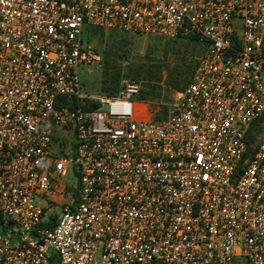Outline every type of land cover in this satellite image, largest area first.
I'll return each mask as SVG.
<instances>
[{"label": "built area", "instance_id": "2783aa9c", "mask_svg": "<svg viewBox=\"0 0 264 264\" xmlns=\"http://www.w3.org/2000/svg\"><path fill=\"white\" fill-rule=\"evenodd\" d=\"M89 28L197 37L164 118ZM263 118L264 0H0V264H264Z\"/></svg>", "mask_w": 264, "mask_h": 264}, {"label": "trees", "instance_id": "16d2710c", "mask_svg": "<svg viewBox=\"0 0 264 264\" xmlns=\"http://www.w3.org/2000/svg\"><path fill=\"white\" fill-rule=\"evenodd\" d=\"M93 29L105 31L98 28ZM181 37L197 43L195 35H181ZM127 42L126 39L120 38L114 41L112 47L104 51L101 88L102 92L106 95L114 96L122 88L121 82L123 76L121 74L120 61L131 58V49ZM168 54V48L162 45L161 42L152 44L147 49L144 62L130 63L126 67L124 75L125 78L141 82L142 88L138 98L150 105L153 116L157 120L166 116L169 108L168 105L171 101L168 97L164 96V89L168 91L184 89L188 85L197 65V60L193 61L181 53L178 54L181 56L180 59H177L173 64H165ZM144 77H146V80H144ZM252 127L256 133L262 131L264 128V118L256 121ZM70 191L74 196L76 188H71ZM55 220L56 216L52 215L41 226L51 228Z\"/></svg>", "mask_w": 264, "mask_h": 264}, {"label": "rangeland", "instance_id": "374dc122", "mask_svg": "<svg viewBox=\"0 0 264 264\" xmlns=\"http://www.w3.org/2000/svg\"><path fill=\"white\" fill-rule=\"evenodd\" d=\"M123 38L126 39L128 45L131 49L130 59L120 61L121 63V74L122 78V86L126 81H135L131 78H125L126 67L132 63H143L145 59V54L147 49L155 43L161 42L162 45L166 46L169 50V54L165 59V64H173L177 59H180L181 56L178 54H184L188 58L193 61L198 60L200 55L202 54V47L195 42L189 41L184 37L177 38H164V37H154L140 34H132V33H122V32H111V31H98L93 28H90L87 32L84 33V39L91 44L98 55L101 58L100 67H81V80L83 83L84 92L87 95L92 97H99L102 95H106L102 92V71H103V54L104 51L109 49V47L113 46L114 41ZM183 56V55H182ZM146 80V77H144ZM141 83V82H140ZM174 91H168L164 89V96L168 97V99H172ZM64 143L66 146H72L74 143V138L66 137L64 138ZM65 181L70 185L71 188H76L79 185V177L76 169L72 166L69 169L68 175ZM240 264H247L246 259L241 258L238 260Z\"/></svg>", "mask_w": 264, "mask_h": 264}]
</instances>
